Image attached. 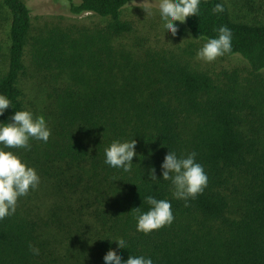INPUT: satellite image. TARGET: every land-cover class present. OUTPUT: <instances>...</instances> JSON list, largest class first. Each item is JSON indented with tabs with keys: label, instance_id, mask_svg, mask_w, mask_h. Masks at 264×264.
<instances>
[{
	"label": "trees",
	"instance_id": "1",
	"mask_svg": "<svg viewBox=\"0 0 264 264\" xmlns=\"http://www.w3.org/2000/svg\"><path fill=\"white\" fill-rule=\"evenodd\" d=\"M3 1L12 23L5 56L0 45V94L12 105L0 121L27 109L44 116L51 135L9 149L40 183L0 220V264H102L109 251L154 264H264V22L234 19L224 0H201L199 16L185 21L196 39L232 30L224 55L248 63L254 80L244 84L236 73L213 75L145 40L126 41L136 28L122 12L136 0H66L73 15L109 23L39 34L24 0ZM117 138L136 145L127 174L103 162ZM168 147L195 151L208 176L187 206L160 175ZM150 166L159 181H150ZM149 194L171 201L174 220L145 234L129 210L146 211Z\"/></svg>",
	"mask_w": 264,
	"mask_h": 264
},
{
	"label": "clouds",
	"instance_id": "2",
	"mask_svg": "<svg viewBox=\"0 0 264 264\" xmlns=\"http://www.w3.org/2000/svg\"><path fill=\"white\" fill-rule=\"evenodd\" d=\"M200 2L201 0H157L156 11L163 33L169 32L175 36L178 30L175 22L183 23L189 16H199ZM223 10L222 3H216L213 7V11L217 13ZM144 11H148L151 15L148 9ZM214 31L217 35L206 38L202 46L197 49L196 58L198 60L212 62L217 57L231 52L232 30L226 25H221ZM10 105L12 102L9 97L0 94V116ZM50 135L51 129L44 116L34 115L27 109L15 110L7 122L0 121V220L13 215L18 198L27 195L30 190H35L40 183V176L36 169L9 149L29 150L30 140L47 142ZM135 148L136 145L132 140L122 142L119 138L113 139L104 148L103 162L109 168L127 174L131 171L133 156L137 155L134 152ZM196 156L195 151L178 155L176 151L169 148L160 165L161 178L170 182L173 198L183 199L186 206L189 198L194 199L197 194L202 193L208 182L207 173L203 165L196 160ZM148 175L150 181H159L155 166L149 167ZM118 191L117 189L109 195H114ZM144 202L149 205L146 211L140 206L129 210L136 220L137 231L148 234L152 230L173 222L174 214L170 200L158 199L149 194L144 196ZM109 240L116 242L118 250L126 249L124 240L110 238ZM29 247L34 253H39V249L31 245ZM102 264H154V261L150 256L132 254H129L127 259H123L116 252L109 251L103 257Z\"/></svg>",
	"mask_w": 264,
	"mask_h": 264
},
{
	"label": "rangeland",
	"instance_id": "3",
	"mask_svg": "<svg viewBox=\"0 0 264 264\" xmlns=\"http://www.w3.org/2000/svg\"><path fill=\"white\" fill-rule=\"evenodd\" d=\"M31 9L36 34L45 33L53 28H95L105 26L109 18L85 14L75 16L70 12V2L66 0H24ZM228 5L232 17L238 21L264 22V0H224ZM157 0H136L127 5L122 12V19L134 24L136 32L128 38L135 43L144 44L153 48L166 49L179 54L192 67L213 75L236 73L240 81L248 84L254 80L250 74L248 63L240 56H219L212 62H204L196 58V51L205 42V39H196L186 25V22H175L178 30L175 36L169 32L163 33L159 16L156 11ZM148 9L151 15L148 14ZM12 18L4 1L0 0V45L5 56L10 45V30ZM127 39V38H126ZM184 39V40H183ZM183 40V41H182ZM182 41V42H181ZM264 76V75H263ZM264 86V77L261 79ZM264 89V87H263ZM27 91H29L27 89Z\"/></svg>",
	"mask_w": 264,
	"mask_h": 264
}]
</instances>
